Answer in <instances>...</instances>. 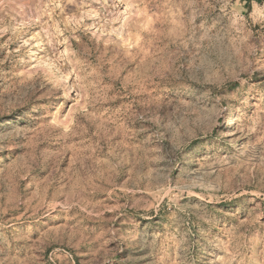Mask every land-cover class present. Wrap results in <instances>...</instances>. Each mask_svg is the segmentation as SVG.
Masks as SVG:
<instances>
[{"label":"rangeland","instance_id":"374dc122","mask_svg":"<svg viewBox=\"0 0 264 264\" xmlns=\"http://www.w3.org/2000/svg\"><path fill=\"white\" fill-rule=\"evenodd\" d=\"M0 264H264V0H0Z\"/></svg>","mask_w":264,"mask_h":264}]
</instances>
